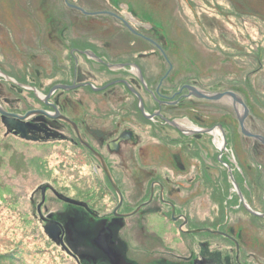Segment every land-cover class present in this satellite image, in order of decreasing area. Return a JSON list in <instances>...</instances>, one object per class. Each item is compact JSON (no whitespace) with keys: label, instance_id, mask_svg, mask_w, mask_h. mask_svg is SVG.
Returning a JSON list of instances; mask_svg holds the SVG:
<instances>
[{"label":"rangeland","instance_id":"obj_1","mask_svg":"<svg viewBox=\"0 0 264 264\" xmlns=\"http://www.w3.org/2000/svg\"><path fill=\"white\" fill-rule=\"evenodd\" d=\"M45 1L0 0V73L14 82V84H10L0 79V105L11 113L21 115L22 112L32 108V106L40 108L42 103L40 95H45L44 90L41 89L54 83L64 82V66L67 65L66 54L56 51L63 47V40L51 31L53 28H50L48 21L49 5ZM120 1L123 2V0ZM114 2L112 1V5ZM149 2V0H146L143 4H131L128 6L140 18L138 23L142 28L148 30L151 28L150 34L152 36L158 39L161 36H165L169 42L171 40L178 44L183 42V45L186 44L185 40L182 39L183 36L188 37L187 43H189L190 47L186 45L181 47V54L172 51L168 52L170 61L175 66L171 77L178 81L185 77L190 80L194 78L202 85V87L196 88L204 92L220 93L218 91L212 92L213 87H210L209 90L203 89L205 88L204 86H207L205 85L206 82L217 78V88H227L229 87L226 85L228 75H238L243 68L238 61H231L227 55L209 51V44L206 40L209 35L207 36L206 33L198 34L201 28L204 26L209 30L214 25L216 32L220 35V40L218 37L217 39L221 44L226 43L229 45H232L235 39L241 40V37H243L241 33H247L254 39L256 38V30L264 31V25L258 26L253 19L247 17V14L243 21L233 18L222 19L220 15H225L226 13H223L225 11L224 3L219 0L215 1L214 7L207 5V9L204 4H199L198 8L200 10L189 9V11L187 8L180 7L182 5L176 3L175 0H151ZM239 2L241 5H233L231 9L241 10L242 8L244 12L257 13L264 22V0H241ZM115 3L119 2L116 0ZM126 5L121 3L115 7L120 8V6ZM212 8L219 13V16L216 12L210 11ZM194 12L201 14V19L202 17L204 18L202 24H198L200 28L194 26V24L196 25L192 18ZM183 14H187L186 20ZM206 29H202V31H206ZM243 42L249 43V40L246 39ZM130 50L133 49L131 48ZM158 56V54H152L148 59V62L152 64L150 67L159 66ZM165 68L166 66L162 65L161 69L157 67L155 70L151 69L149 73L161 75L166 71ZM251 69L247 68V71ZM169 71L170 69H168L167 73ZM129 73H131V76L136 75L135 70H131ZM259 74L252 79L251 84L254 89L264 93V70ZM24 80L28 85H38L40 87V90L39 88L35 89L40 99L36 95L34 96V93L27 89L26 86L22 87L23 92L21 93H17L12 87L17 86L20 88L21 84H26ZM153 84L155 83L153 82ZM30 93H33V96ZM76 94L77 97H72L71 95L67 96V94L57 92L56 96L61 95V101L66 98L71 102H76L78 98L83 99L82 94L87 93L85 91H77ZM98 100H101L100 96L85 97L83 106L91 112L89 114L91 120L92 118L94 119L92 111L97 109L107 110L105 102H102V107L94 106ZM190 101L192 103L191 107L187 106L174 114L173 121H176L180 127L192 125L201 130L209 129L205 127L212 123L231 122L235 125L234 138L232 137L235 144L232 143L233 147H227L229 154L226 156L228 160L226 164L232 173L236 175V180L234 181L239 189V179L244 176L245 169H248L251 174V171H254L257 165L264 166V157L262 158L261 151L257 150L255 144L252 145L251 140L239 134L235 115L227 101L217 103L197 101L196 99H191ZM248 103L250 104L248 108L251 116L247 121V128L250 131H256H253V133H257L260 130L264 136V108H261L264 107V102L257 105L248 100ZM77 109L81 108L77 107ZM230 111L233 116L229 115ZM133 118H127L129 122L123 127L131 129L134 138L131 140V144L122 148L121 154L118 155L121 160L116 159V163L121 162V165L116 166L120 177L117 182L120 189L124 192L132 191V193H135L129 200V207L133 208L142 200V195L138 194L139 191L144 188L148 191V187L142 188L144 182L142 174H154L157 177L156 179L162 180L168 175V178L175 181V183H181L185 188L189 186L193 190L197 199L195 206L199 220L194 224L196 229H214L213 221L217 220L219 215L220 217L222 216L223 224H226L227 233L230 234L232 230V237L239 239V253L254 254V258L253 256H248L247 258L251 261L250 264H264V224L258 221L255 222L247 216V211L239 202L236 191L230 184L227 169L222 166V162L219 160L221 156L217 154L221 145V136H203L195 145L192 144L194 143L192 140L194 138L191 133L184 136L179 131L166 125L164 126L165 128L156 125L153 127V125L147 122L144 123L137 117ZM195 120L198 125L195 124ZM183 122H187V124L184 123L185 125H182ZM218 126L215 125L213 128ZM182 130L184 133L187 132L184 128ZM4 133L5 130L0 124V255L11 252V255H15V258H18L17 264H67L68 261L65 262V257L61 258L60 254H58L59 252H57L58 249L54 248L53 244L44 236L42 232L43 223L37 217L39 226L37 228L35 226L36 222L34 223L32 219V206L29 205L28 200L32 191L38 187L37 185L46 181L45 178H47V174L41 168L39 160L42 163H44V160L46 161L45 164L50 170V177L57 179L59 181L58 185L68 190L69 199L80 197V193L83 195L89 194L92 195V198H95L97 191H107L105 181L101 182L93 178L95 174L101 178L100 169L94 162L85 159L79 150L75 153V151L63 146L62 143L49 141L36 146L35 143H25L10 135V137H4ZM213 138L214 142H212ZM198 144L202 145L203 148H200ZM226 146L225 140V148ZM186 147L191 148L195 152L190 151L188 153ZM20 156L28 164L25 161L20 162L18 160ZM175 157L181 160L180 163H183L191 177L194 175L197 180L188 182L185 177L179 179L175 176V174L182 175L173 160ZM35 158L38 164L33 163ZM215 158L217 161H215ZM124 162H126L125 165H122ZM114 163L113 161V165ZM223 169L225 172H222ZM222 173L225 174L223 175ZM172 181L168 182V185L173 184ZM215 186L220 188L221 192L224 191L223 195L226 196L224 199L225 209L222 213L220 212L219 204H215ZM56 187L61 191V188ZM254 193L255 190H253L251 196L244 193H241V195L253 212L264 214L261 213L262 202H264V190L259 194L257 193L256 196ZM48 195L51 200L53 196L51 194ZM112 196L114 195L107 193L103 199L106 201ZM124 198H126L125 193ZM35 199L36 207L40 205L39 193H37ZM234 199H236V202H234ZM51 202L53 206L52 208L48 206L47 213H54L56 210L61 211V209H57L63 206L61 202L54 200ZM146 210L147 207H144L135 215L124 218V226L119 231V237L125 239L129 244V254L138 260H147L146 253L154 250L153 243L150 242L149 238L159 237L160 235L171 238V227L169 224L164 227L160 234L158 229L155 230L149 226L142 229L138 227V221ZM70 215L71 213L67 217ZM206 237L213 240L210 241L212 247L220 249L222 254L229 252L234 258L232 245L222 241L220 245H216L222 239L221 237H211L206 235V233L194 235V238H199L200 241H203L202 239L206 240ZM214 243L215 245L213 246ZM251 257L253 258L252 260ZM0 264H2L1 261Z\"/></svg>","mask_w":264,"mask_h":264},{"label":"flooded vegetation","instance_id":"obj_2","mask_svg":"<svg viewBox=\"0 0 264 264\" xmlns=\"http://www.w3.org/2000/svg\"><path fill=\"white\" fill-rule=\"evenodd\" d=\"M46 1L45 3L49 5L48 21L50 28H53L51 31L63 40V47L56 51L65 53L68 60H71V55H75L73 77L70 84L66 85H72L73 82L75 85H83L67 92L69 93L67 96L71 95L74 97L77 95V91H83L86 88L92 90L86 85L87 83L91 84L90 81H87L86 79L84 80L83 77H81H86L87 75L79 73L78 77L77 71L80 69V66H78L79 63L84 64L88 70L92 68L101 69L103 67L107 71L113 73L111 76L112 78L109 77L111 80L105 85L116 81H126L138 94L139 91L143 89L150 96V98L152 97L157 105V110L149 111L145 108L143 99L139 95L145 113L147 115H152L158 112L159 116H154L150 120H147L140 112L139 113L141 114L144 123L147 122L150 125H153V127L156 125L158 127L165 128L164 125H167L165 120L172 121L173 119L169 120L170 118L168 117V113L163 111L162 108L175 106L179 101L185 98L187 93L183 94L184 89L181 90L182 86L178 89V91H174L170 96L163 94L161 89L166 75L157 82L155 89L152 90L147 86L143 78L142 69H146V66L143 65L142 62L133 61V59L141 55L145 56L142 60L148 61L151 54H158V65L160 66V55L164 53L163 49L152 40L153 38L150 35L151 28L149 30L142 28L138 23L140 18L137 14L132 12L128 6L131 4H143L146 0H123V2L117 0V2H119L117 4L115 3L116 0ZM112 1H115L113 5ZM149 1L151 2V0ZM175 1L180 5H187L189 9L192 10H198L199 8L197 5L201 2V0ZM121 3H125L127 5L120 6V8L115 7ZM208 4L212 7L215 6L214 0H209ZM62 6L67 7L66 10L64 8L65 15L60 13V11H62ZM210 11L213 13L216 12L214 8ZM195 16V21L197 22L196 25H198V17L201 18V14L197 13ZM213 18H215V16H213ZM202 20H204L203 17ZM60 23H62L60 26L64 28L63 30L60 29ZM57 25L58 27H56ZM198 27L200 28L199 25ZM215 31L216 29L214 25L211 26V29L207 30L209 35H214ZM76 42H79L81 45L76 46ZM147 43L154 46V48L152 49V47L146 45ZM131 48L133 50H130ZM85 53L93 54L97 60L85 56ZM81 56L85 61H83ZM163 57L166 60V56L163 55ZM135 67H137L141 72L144 82L143 85L137 77L134 78L138 81L139 85H137L136 81L131 78H118V71H130ZM169 69H171V65H169ZM102 73L103 72L100 74L101 76L103 75ZM146 80L150 81V78H147ZM117 84L123 85L128 90L124 84ZM105 85L101 87H92L102 88ZM114 85H109L108 87ZM108 87L102 91L106 90ZM99 92L101 91L94 92L96 94L92 96L90 94H82L83 99L78 98L76 102H71L66 98H63L65 101H61L62 96H56L57 92H55L48 99V105H45L42 101L40 108H34L32 106V108L25 110L21 114L24 115L26 112L37 110H43L51 114L53 109L50 105L55 106L62 116L75 124L78 130V135L69 124L61 120H51L41 115H34L28 118L26 122L31 125L36 137L38 138L36 143L45 144L49 141H53L62 143L63 146L67 147L69 150L75 151V153L79 150L85 159L94 162L98 169H100L101 178L95 174L96 176L93 175L94 180L101 182L105 181L107 188V191H97L95 195L96 203H94V205L96 204L95 209L88 208V205L85 202H81L85 206H76L71 204L66 205L62 202L63 206L57 208L61 209V211L56 210L54 213H47L46 211L49 207L52 208L53 206L51 202L52 200L61 202L58 198L61 195L50 185H45L43 187L44 191L42 199L41 186L40 189L37 190L40 195V205L37 206L40 211L39 213H41L38 218H40L42 223L45 224L50 219L57 222L63 231L62 241L64 242V239L66 241L67 230L63 227L62 221L68 218V211L65 210V208L67 206L72 208L78 207L87 211V221L85 222L89 227L96 230L98 237L105 232L108 233L104 243L105 251L103 249L95 248L96 253L94 254H87L81 258L75 256L76 261L79 264H250L251 261L247 258L248 256H253L254 258V254L248 255L247 253H239L236 260L235 254L234 258H232L229 252L222 254L220 253V249L212 247L210 241L213 240H210L211 238H207L206 240L202 239L203 241H200L199 238H194V236L187 238L181 236L176 238L154 236L149 238L150 242L153 243L152 245L154 250L146 253L147 260H138L129 254L130 249L128 242L119 237V231L122 230L124 226L123 220L124 218L129 217L125 216L126 214L133 210L135 211V209L142 204H145L148 200V202H146L147 204L140 207V209L136 212L138 213L142 208L147 207V210L141 215L142 217L138 221L139 228L142 229L143 227L149 226L152 229L161 230L169 224L171 229H175L179 231L180 234H183V230L196 229L194 224L199 221L195 206L197 199L194 196L193 190H191L189 186L185 188L181 183H175V181L168 178V175H166V178L162 180L159 178L156 179L157 177L154 174L144 173L142 174V177L144 178L142 188L146 186L148 187V191L146 188L139 191L138 194L142 195V200L139 201L133 208L129 207V200L133 195H135V193H132V191L124 192L120 189V186L117 183L120 177L116 166L121 165V162L116 163V159L119 161L121 160L118 155L121 154L122 148L131 144V140L134 138V134L131 129L123 126L128 124L129 121H127V118L134 119L133 117H136L135 111L115 108L116 106L119 107V104L121 106H127L129 98H125L126 100L121 101L120 95H118L115 91L108 94H101ZM73 93L74 95H72ZM131 95H133V97L137 100L134 94ZM93 96L101 97V100L96 101L94 106L97 105V107H102V102H105L107 110L97 109L92 111L94 119L92 118L91 120L89 116L91 112L85 109L83 104L85 103V97ZM31 99L34 100L33 98ZM77 107H80L81 109H77ZM120 118H122V120H120ZM257 133H261V131H258ZM121 137H124L125 140L115 143ZM114 144L116 145L114 146ZM90 149L95 151L96 154L102 158L108 169L111 180L120 191L122 199L118 208H116L119 203L118 195L110 184L107 175L101 168L98 158L95 157ZM173 160L176 163L178 171L182 173V175L175 174L177 178L180 179L185 177L188 182L197 180L196 176L192 175L191 177L183 163H180L181 160L179 158L175 157ZM113 161L115 162L114 165ZM125 163L126 162L122 165H125ZM172 177H174V175H172ZM171 181L173 184L168 185V182ZM151 192L152 196L149 201ZM107 193L114 196L105 201L103 197L106 196ZM124 193L126 194V198H124ZM48 194L53 196L51 200L49 199L50 197H48ZM89 210L94 211L95 213H92ZM221 241L229 243L233 246L237 242V240L232 237L222 238L218 243H216V245H220ZM214 245L215 243L213 246ZM253 258L251 257V260Z\"/></svg>","mask_w":264,"mask_h":264},{"label":"trees","instance_id":"obj_3","mask_svg":"<svg viewBox=\"0 0 264 264\" xmlns=\"http://www.w3.org/2000/svg\"><path fill=\"white\" fill-rule=\"evenodd\" d=\"M208 1L209 0H201L200 4H204L205 8L208 9V6H209ZM215 1H217V0H214V5H215ZM219 1H222L224 3V7H225V9H224L225 11L223 13H226V14L225 15H220L222 17V19L233 18V19H237L238 21H239V19H240V21H243L244 18H246V14H247L248 15L247 17L253 19L258 26L264 25V22L262 21L261 16L258 15L257 13L254 14L252 12L251 13L244 12L242 10V8H241L242 11L240 9L237 10L236 8L233 9V10L231 9V6H233V5H237V4L241 5V3L239 2L241 0H219ZM42 4H44V3H42ZM180 7L187 8V10L189 11V7L187 5H182ZM197 7H198V5H197ZM64 8H65V10L67 9L66 6H64V7L62 6V11H60V13L65 15ZM198 10H200V9H198ZM231 12H232V15H231ZM48 13H49V11H48ZM216 13L219 16V13L217 11H216ZM196 14H197L196 12H194L192 14V18H193V21L195 23H197L195 21V18H196L195 15ZM183 16H184V18L186 20L187 14H183ZM198 19H199V23L202 24V19L199 18V17H198ZM61 24L62 23H60L59 26ZM194 26L198 27V25H195V24H194ZM56 27H58V25ZM60 29L63 30L64 28L60 26ZM202 29H206V28L203 26L201 28V31H202ZM201 31L198 32V34L206 33L207 36L209 35L208 32H207V29H206V31L205 30H203L202 32ZM202 35H204V34H202ZM218 35L219 34L215 31L214 35L210 34L208 36V39H206L208 44H209L208 45V47L210 48L209 51H212V52L218 53V54L227 55V57L233 62L234 61H238L242 65L243 70L242 71L240 70L239 72H241V73L238 74V75H228V80L226 79V85H228L229 87H227V88H224V89L217 88V86H216L217 78H213V79H210V81L206 82L205 85H207V86H204L205 88H203V89L209 90L210 87H213L212 92L232 91V92L238 94L243 99V101H244V103H245V105L247 107H250L249 106L250 104L248 103V100L251 103H254V104H257V105L260 104V103L262 104V102H264V98H263L264 93H261V92L257 91L256 89H254L253 85L251 84V81L256 75H260L259 73L262 70H264V31H257L256 30V33H255L256 38H254V39L251 38V36L249 34H247V33L246 34H242L241 33V35L243 36V37H241L242 39L241 40L235 39V41L233 40L236 44L233 42L232 45H229V44H226V43L225 44H221L220 41H219L220 40L219 39L220 35L219 36ZM217 37H218L219 40L217 39ZM152 38H153L152 40L155 41L163 49L164 54L166 56V60L171 65V69L167 73V71L169 69V65H168V62L164 59L162 54L160 55L162 62H160V66H157V67L159 69H161L162 65L163 66L165 65L166 66V68H165L166 71L163 74H161V75H158V74L154 75V74L149 73V71L151 69L155 70L157 67H155V66L150 67V65H152V64H150L146 60H142L145 57L144 55L137 56L135 59H133V61L142 62L143 65L146 66V69H142V74H143V78L145 80V83L147 84L148 87H150L152 90L155 89V87L157 85V82L160 79H162L166 75V73H167V75L165 76V78L163 80V85H162V89H161L163 94H165V95L170 96L174 91H178V89H180L183 85H186V84H188L190 86H193V87H198V88L202 87V85H200V83L198 81H196L194 78H192V80H190L187 77H185V78H182L181 80L178 81V80H175V79H173L171 77V73L174 71L173 69L175 68V66H174V64L171 63V61H170L171 59L169 58L168 52L172 51L174 53L181 54L182 53V48L181 47H185V45L190 47L189 43H187L188 42V37L187 36H183V38H182V39L185 40V43H186L184 45H183V42H180V44L182 43V45H180V44H178L176 42H173L172 40H171V42H169V40L165 36H161L160 39L156 38L155 36H152ZM246 39L249 40V43L248 42H243ZM75 45L76 46H80L81 44L79 42H76ZM146 45H149V43H147ZM149 46L152 47V49L154 48V46H152V45H149ZM66 57H67V55H66ZM74 57H75V55H71V60H68V57H67V65L64 66V68H65L64 69L65 76L63 78L64 82H59L60 84H70V82L72 80V77H73V73H74V67H75ZM81 58L83 59L82 56H81ZM180 58H181V55H180ZM83 61H85V60L83 59ZM78 66H80V69H78V71H77L78 77H79V73H81L83 75H87L88 77L87 76L86 77L81 76V77H83L84 80L86 79L87 81H90V83H92L94 86H97V87H101V86L105 85L108 81L111 80V78H112L111 76L113 75V73H111L110 71H107L103 67L101 69L92 68V69L88 70L84 64H80L79 63ZM88 66H89V64H88ZM239 68L242 69L240 66H239ZM247 68L248 69L252 68V69L250 71H247ZM101 72H103L102 76L100 75ZM117 75H118V78H131V79L136 81L137 85H139L138 81L133 76H131V74H129L128 71H122V70L118 71ZM109 77H111V78L109 79ZM147 78H150V81H147L146 80ZM101 81H102V83H101ZM25 82L26 81L24 80V83ZM153 82L155 84H153ZM59 83L51 84L49 86L44 87L41 90H44V93L47 94L53 85L59 84ZM25 85H28V83L26 82ZM29 86L37 88V89L39 88V90H40V87L38 85H29ZM12 87H14V89L17 91V93L23 92V90L21 88H18L17 86H12ZM83 91H85L87 94H91V95H95L96 94V93L92 92L89 88H86ZM114 91L118 95H120V97H121L120 100L121 101L126 100L125 98H129V101H127V106H121L119 104V107L116 106L115 108H117V109L134 110L136 117L138 119L144 121L142 116H141V114L138 111L137 100L133 97V95H131V93L123 85L116 84L114 86L108 87L106 90L101 91L99 93L108 94V93H111V92H114ZM58 92H62V91H58ZM62 93L69 94L67 92H62ZM70 93H72V92H70ZM186 93L187 92L185 90H183V94H186ZM139 94H140V96L142 95L141 97L143 99V103L145 105V108H147L149 111L157 110V105L154 102L153 98L151 97L152 98L151 99L150 96L143 89H141L139 91ZM30 95L33 96V93H30ZM191 99H193V98H191ZM191 99L183 98L175 106L163 107L162 110L167 112L168 113V117L170 118L169 120H172V119H174V114L178 110H181V109H183V108H185L187 106L191 107V105H192V103L190 101ZM259 100H260V102H259ZM36 101L38 103H41L38 100H36ZM261 108H264V107H261ZM229 115L233 116V113L230 111ZM195 124L198 125V122L196 120H195ZM215 125L221 126V128L223 129V131L225 133V140H226V143H227L226 151L224 153H222V155L220 157V161L222 163H226V161H227V163H228V160H227L226 156H228L229 150L227 149V147L228 146L229 147H231V146L233 147L232 143L235 144V142L232 140V137L234 138V131L236 130L235 129V125L232 124L231 122L230 123L221 122V123H218V124H213L212 123V124L206 126L205 128H213ZM237 126H238V124H237ZM262 133L263 132L261 131V133H259V134L262 135ZM10 136H12V135H10ZM10 136L8 135V137H10ZM12 137H14V136H12ZM198 137L199 136H197V137L195 136L194 138L196 140H199ZM14 138L19 140L17 137H14ZM195 139H192L194 141V143H192V144L196 145L197 141ZM25 143L22 142L23 145H25ZM253 144H255L257 146V150L261 151V153H262L261 156L263 158L264 157V147H262L261 145H259L257 143H252V145ZM35 145L38 146V145H40V143H35ZM198 146L200 148H203V146L200 145V144H198ZM186 150H187L188 153H190V151L195 152L194 150H192L191 148H188V147H186ZM217 154H219L218 151H217ZM18 160L20 162H24L25 161V159L23 157H21V156L19 157ZM39 161H40L41 168L47 174V178H45L46 181L41 183V184H44V185L38 184L37 186L39 187V185L40 186L50 185L53 189L58 191L60 195L68 198L69 197V193H67L68 190L65 189L64 187H60L58 185L59 181L57 179H53V178L50 177V175H49L50 170L48 169L47 164H45L46 161L44 160V163H42L41 160H39ZM215 161H217L216 158H215ZM26 163L28 164V162H26ZM33 163L34 164H38V161L36 160V158L33 161ZM20 164H22V163H20ZM222 172H225V170L223 169ZM263 173H264V166L263 165H257L256 169H254V171H251V174H250L248 169H245L244 170V176H242V178L239 179V183H240L239 184V189H240L241 193H244L246 195L251 196V193L253 192V190H255L254 194L256 196L257 193L259 194L260 192H262L264 190V177L262 178ZM222 174L224 175L225 173H222ZM233 178H234V180H236L235 179L236 178L235 174H233ZM225 182H226V180H225ZM56 186L61 188V191ZM214 188H215L214 189L215 204H219L220 212L222 213L223 210L225 209L224 208V203H225L224 199H225L226 196L223 195L224 191L221 192L220 188H217V186H215ZM37 193H36L35 190L32 191V194H31V196H30V198L28 200V203H29L30 206H32V219L34 220V223L36 222L35 226L37 228H39L37 217L35 215V211H36V207H35L36 199H35V196L37 195ZM79 196L80 197H78V198L73 197L72 199H74L76 201H80V202H85V203H87L88 208H90V209L94 208L95 209L96 204L94 205V203H96V198H92V195H89V194L88 195H83L81 193H80ZM234 202H236V199H234ZM250 203H251V201H250ZM262 204H263V208H262V212L261 213H264L263 212L264 211V202H262ZM77 209H79V210H77ZM65 210H67L69 213H71V215L66 220L62 221L63 227L65 228V230H67V237H66V241L64 239V242H65L66 247L69 249V251L73 255V257L66 255L58 247H55V246H53V247L58 249L57 252H59L58 254H60L61 258L65 257V262L68 261L67 264H79L76 261V259H74L75 256L78 257V258H81L82 256H85L87 254L96 253V249H95V247L93 245V241H94L97 233H96L95 229L89 227L88 224H86V222H85V221H87V211H85L82 208H78V207L77 208H72V207H69V206H67L65 208ZM89 211L92 212V213H95L94 211H91V210H89ZM68 212H67V214H69ZM247 216H249V218L251 220L255 221V222L258 221L259 223L264 224V219L252 216L249 213H247ZM217 218L218 219L214 220L213 223H212V225L215 226L213 230H218V231L227 233L226 224H223L222 216L220 217V215H219V217H217ZM67 224H68V228L66 226ZM71 226H73V227L71 228ZM163 230L164 229L158 230V233L160 234ZM170 231H171V238H176V237H180V236L184 237V238H187V237L194 236V235H188V234H185V233L180 234L179 231H177L175 229H173V230L170 229ZM165 232H166V230H165ZM230 233H232V231H230ZM206 235H209L211 237H221V236H218V235H210V234H207V233H206ZM160 236L164 237V235H160ZM236 239L239 241L238 238H236ZM233 254H235L234 246H233ZM17 259L18 258L17 257L15 258V255H11V252H8V253H5L3 255L2 254L0 255V261H1L2 264H17Z\"/></svg>","mask_w":264,"mask_h":264},{"label":"water","instance_id":"obj_4","mask_svg":"<svg viewBox=\"0 0 264 264\" xmlns=\"http://www.w3.org/2000/svg\"><path fill=\"white\" fill-rule=\"evenodd\" d=\"M85 56L90 57V58H92L94 60H97L95 58V56L93 54H91V53H85ZM134 69L136 71V76L138 77L140 83L143 85L144 82H143L140 70L137 67H135ZM4 79L7 82L13 83V81L11 79L7 78V77H4ZM116 83L124 84L128 88L129 92H131L132 94H134L136 96V98L138 100L139 112L143 115V117L145 119L150 120L154 116H159L158 112H156V113H154L152 115L145 114L140 96L138 95V93L131 86H129V84L126 81H116V82L110 83L108 85H105L102 88H93L91 86V84H89V83H87L86 85L89 86L94 92H97V91H101V90L105 89L109 85H114ZM79 86H83V85H81V84L80 85H75L74 82L70 86H68V85H54L50 89L48 94L45 97H43V102H44L45 105H48L49 104L48 103V99L57 90L70 91V90L76 89ZM183 89L187 91V94L185 96L186 98L192 97V98L197 99V100L213 102V103L227 101L229 103L230 107L232 108L234 114H235V118H236L237 123H238V128H239L240 134L243 137L251 139L252 141H256L259 144H261L262 146H264V137H262L260 135L252 134L247 129L246 121H247V119L250 118V112H249L248 108L246 107V105L244 104V102L242 101V99L237 94L232 93V92L207 93V92L201 91V90H199V89H197L195 87L189 86V85H184L181 88V90H183ZM50 106L53 109V114H49V113H47V112H45L43 110H37V111L26 112L24 115H18V114L6 112L0 105V122H1L2 127L5 130L4 136H7L8 134H12V135L20 138L21 140H24V141L37 142L38 138L36 137L33 128L31 127V125L28 122H26V120L28 118H30V117H32L34 115H41V116H44V117L49 118L51 120H61V121L65 122V123L69 124L73 128L74 132L78 135V130H77V127L75 126V124L73 122H71L70 120H68L67 118H65L64 116H62L55 106H53V105H50ZM165 123H167L169 126L175 128V129H179L177 124L175 122H173V121L165 120ZM218 130L220 131L221 136H222V142H223L222 143V149H223L224 146H225V141H224V136H223L224 133H223L221 127H218ZM179 131H181V130L179 129ZM199 132L204 133V134L205 133L209 134L211 132V130H202V131H197L196 133H199ZM123 140H125V138L121 137L115 143H118V142L123 141ZM115 145L116 144H114V146ZM90 151L95 155V157L98 158L101 168L103 169L104 173L107 175L108 180L110 181V184L112 185L113 189L115 190V192L118 195L119 203H118V205L116 207V208H118V206L120 205L121 199H122L120 191L118 190L116 185L111 180V178L109 176V173H108V170H107L102 158L98 154H96L95 151H93L91 149H90ZM231 181H232V183L234 185V188L236 189V192L238 194L239 200L242 203V205L244 206V208L250 214H252L254 216H257V217H260V218L263 219L264 218V214H256V213L252 212L244 204V201H243V198H242L241 194L239 193V191H238L237 187L235 186V184H234L232 179H231ZM43 191H44V188H42V190H41L42 196H43ZM151 196H152V192L150 194L149 201L151 200ZM58 198H59L60 201H62L64 203H67V204L76 205V206H85L83 203H80V202H77V201H74V200H70V199L62 197V196H59ZM42 199H43V197H42ZM146 204L147 203L142 204L141 206H139L130 215L135 214L140 209V207L145 206ZM125 216H128V215H125ZM42 229H43L44 235L52 243H54L55 245H59L61 247V249L64 250L67 253V249L64 247L63 241H62V235H63L62 234V230H61V228H60V226H59V224L57 222H55L54 220L50 219L44 224ZM185 232L190 233V234L191 233L206 232V233H210V234H213V235H221V236H224V237H228L223 232L213 231V230H209V229H198V230L185 231ZM106 235H108L107 232H105L104 234H101L94 241V245L97 248H99V249H103L104 251H105V249H104L105 244L104 243H105V239L107 237ZM237 257H238V246L236 244V260H237Z\"/></svg>","mask_w":264,"mask_h":264},{"label":"bare ground","instance_id":"obj_5","mask_svg":"<svg viewBox=\"0 0 264 264\" xmlns=\"http://www.w3.org/2000/svg\"><path fill=\"white\" fill-rule=\"evenodd\" d=\"M0 79L4 81V78L1 77V75H0ZM184 123L187 124V122H183L182 125H185ZM181 128H182V129L184 128L185 131H190V129H193V127H191V126H189V127H185V126L183 127V126H181ZM195 130H196V129H195ZM212 135H213L214 137H217V136H220V133H219L218 130H213V131H212ZM221 149H222V146L220 145V147L218 148V150H221Z\"/></svg>","mask_w":264,"mask_h":264}]
</instances>
